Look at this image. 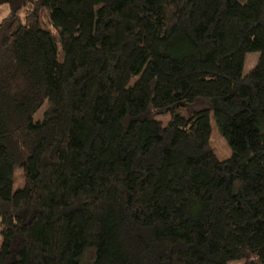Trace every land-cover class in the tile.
Returning a JSON list of instances; mask_svg holds the SVG:
<instances>
[{
	"label": "trees",
	"instance_id": "obj_1",
	"mask_svg": "<svg viewBox=\"0 0 264 264\" xmlns=\"http://www.w3.org/2000/svg\"><path fill=\"white\" fill-rule=\"evenodd\" d=\"M0 234V264H264V0H0Z\"/></svg>",
	"mask_w": 264,
	"mask_h": 264
},
{
	"label": "rangeland",
	"instance_id": "obj_2",
	"mask_svg": "<svg viewBox=\"0 0 264 264\" xmlns=\"http://www.w3.org/2000/svg\"><path fill=\"white\" fill-rule=\"evenodd\" d=\"M258 58L257 52H247L244 58L242 73L246 74L256 63ZM45 105L41 106L34 114L33 118L35 120L41 119L43 115ZM203 108L209 109L210 112V124H211V133L209 137V143L220 159H225L230 156L231 149L226 141V139L220 133L218 126L215 122L213 116V103L209 99H196L192 102L183 103L179 107H177V111L184 116L191 115L194 111L200 110ZM170 113H165L163 115H159L157 118L165 124L166 121L169 119ZM24 184V177L22 175V169L20 166L15 167L14 175H13V183H12V190H16L23 186ZM0 244H1V234H0ZM244 262L243 259L238 260H229L227 264H242Z\"/></svg>",
	"mask_w": 264,
	"mask_h": 264
}]
</instances>
